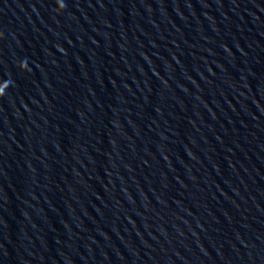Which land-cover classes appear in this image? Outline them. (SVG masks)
<instances>
[{
  "label": "water",
  "instance_id": "obj_1",
  "mask_svg": "<svg viewBox=\"0 0 264 264\" xmlns=\"http://www.w3.org/2000/svg\"><path fill=\"white\" fill-rule=\"evenodd\" d=\"M64 3L0 0V264H264V0Z\"/></svg>",
  "mask_w": 264,
  "mask_h": 264
},
{
  "label": "clouds",
  "instance_id": "obj_2",
  "mask_svg": "<svg viewBox=\"0 0 264 264\" xmlns=\"http://www.w3.org/2000/svg\"><path fill=\"white\" fill-rule=\"evenodd\" d=\"M56 3V11L60 12L65 8V3L64 0H55ZM18 67L23 70L25 69V63L23 61H20V63L18 64ZM8 82L4 81V82H0V95H3L6 91V89L8 88Z\"/></svg>",
  "mask_w": 264,
  "mask_h": 264
}]
</instances>
